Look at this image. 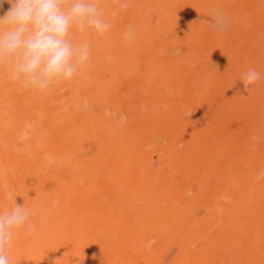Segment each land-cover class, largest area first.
<instances>
[{
	"label": "bare ground",
	"instance_id": "1",
	"mask_svg": "<svg viewBox=\"0 0 264 264\" xmlns=\"http://www.w3.org/2000/svg\"><path fill=\"white\" fill-rule=\"evenodd\" d=\"M155 2L144 8L131 6L136 17L123 23L118 30L120 44L113 42L111 48L101 47L109 44L99 39L107 37L106 33L97 35L91 28L84 31L77 43L90 44V53L97 48L93 60L99 69L82 70L65 82L69 100L64 104L62 95H54L61 100L57 106L61 113L53 118L55 129L67 118L81 120L82 134L70 138L71 129L68 135L62 132L59 141L45 149V126L34 125L33 136L23 124L16 134L24 144L15 148L22 156L14 152V164L20 165V176L11 175L14 188L6 186L0 165V214L10 211L15 203L30 213L28 223L33 230L28 231L25 225L14 237L109 232L115 241L113 264H159L150 247L153 239L162 237L181 245L182 254L171 264H204L209 257L213 264H264V252L254 243L235 251L236 243L231 246L224 241L231 228H236L233 237L246 239L248 236H240L239 230L245 226L239 216L254 213L242 208L217 209L207 220L197 221L186 209L206 187V163L211 162L214 151L200 139L207 128L205 118L189 120L191 109L172 86H177L181 77L197 81V76L189 74L199 57L180 53L177 45L188 42L187 36L180 34L188 30L194 43H202L196 18L204 5L208 4L206 12H210V0ZM179 6L185 7L182 13ZM245 20L237 16L231 30L241 28ZM218 23L217 27L224 29L227 22L220 18ZM126 32L131 35L126 37ZM167 61L173 65L166 68ZM115 62L122 67L116 86L104 73L108 67L113 74ZM139 79L142 82L136 84ZM84 83L87 94L81 92ZM66 106L69 110L62 113ZM85 111L91 116L86 117ZM78 139L83 146L80 150L75 144ZM30 142L40 151L32 153ZM91 147L94 155L86 152ZM153 152L159 153L157 161ZM179 227L182 238H176ZM212 227L220 230L215 238L220 244L217 252L212 256L201 250L195 253L194 242ZM146 231L149 235L143 240Z\"/></svg>",
	"mask_w": 264,
	"mask_h": 264
},
{
	"label": "rangeland",
	"instance_id": "2",
	"mask_svg": "<svg viewBox=\"0 0 264 264\" xmlns=\"http://www.w3.org/2000/svg\"><path fill=\"white\" fill-rule=\"evenodd\" d=\"M218 1L210 0V12H206L208 4L204 5L201 15L196 18L202 43H194L191 30H188L180 32L182 36H187L188 42L177 45L180 53H193L199 57L197 67L189 74L197 76L198 82L190 76L181 77L172 89L190 107L189 120L205 118L207 128L202 130L204 135L200 139L212 145L211 150L214 151L211 162L206 163V187L186 209L197 221L207 220L217 209L242 208L251 211L254 213L251 217L239 216L241 225L245 226V229L239 230L240 236L248 237H233L231 232L236 228H231L224 241L231 246L236 243L235 251L249 245L247 243H254L259 251L264 252V175H261L264 173V0ZM155 3V0H100L99 7L104 13L102 18L110 24L105 32L107 37L99 38L109 44L101 47L111 48L112 44H120L118 30L125 21L136 17L131 6L144 8ZM10 7V4L4 3L0 16ZM184 8L179 6V12L182 13ZM237 16L246 18V23L232 31L231 24ZM220 18L227 22L224 29L217 27ZM83 34L84 31L73 29L70 38L77 43ZM93 52L82 70L93 68L98 71L99 64L93 60ZM114 64L117 66L113 74L108 67L104 73L116 86L121 81L119 71L122 67L117 62ZM171 65L172 61L166 62V68ZM249 68L256 69L260 79L250 86V91L244 92L241 76ZM140 82L141 79L135 83ZM84 84L81 92L87 94V85ZM126 84L120 85V88L123 89ZM195 93L198 97H194ZM54 95H62L64 104L68 102L65 82L55 85L45 94L14 82L7 65L0 66V165L5 171L8 188L15 186L11 175L15 178L20 176V165L14 164V152L22 156V152L15 151V148L24 144V140L16 138L23 124L27 126V134L33 136L36 132L34 125L42 129L45 126L46 140L42 145L45 149L59 141L62 132L66 134L71 129L70 138L73 134H82V122L76 118L66 117L67 121H62L59 128H53L54 116L61 113L57 109L61 100ZM68 110L66 106L62 113ZM85 116L90 117L91 113L85 111ZM80 140L75 143L78 150L83 147ZM30 149L32 153L40 151L33 147V142ZM86 152L95 154L93 147ZM152 156L156 161L159 159L157 152H153ZM101 184L99 189L104 192L105 187ZM179 228L176 238H182V228ZM219 231L217 227L206 229L205 235L202 233L196 239L192 250L195 253L206 251L212 256L220 245L215 239ZM147 233L144 232L143 240L148 237ZM114 246L113 235L109 232L14 237L8 258L9 264H113ZM150 251L159 264H171L182 254L180 243L169 237L153 239ZM204 264H213L212 257Z\"/></svg>",
	"mask_w": 264,
	"mask_h": 264
},
{
	"label": "clouds",
	"instance_id": "3",
	"mask_svg": "<svg viewBox=\"0 0 264 264\" xmlns=\"http://www.w3.org/2000/svg\"><path fill=\"white\" fill-rule=\"evenodd\" d=\"M4 3L11 7L0 16V66L9 67L14 82L37 92L73 80L89 60L90 44L71 39L73 29L91 28L103 35L110 28L102 18L100 0H0V8ZM259 79L256 69H247L240 81L244 92ZM7 198L13 199L11 194ZM29 215L17 203L0 214V264H9L8 250L16 230L25 225L33 230Z\"/></svg>",
	"mask_w": 264,
	"mask_h": 264
}]
</instances>
